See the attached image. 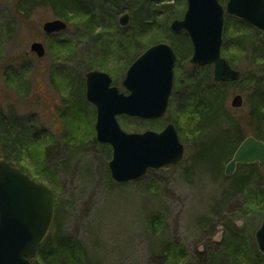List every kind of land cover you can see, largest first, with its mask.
I'll return each instance as SVG.
<instances>
[{
	"label": "rangeland",
	"instance_id": "374dc122",
	"mask_svg": "<svg viewBox=\"0 0 264 264\" xmlns=\"http://www.w3.org/2000/svg\"><path fill=\"white\" fill-rule=\"evenodd\" d=\"M141 1L123 0V10L114 18L108 14L99 19L98 37L83 36L78 21L68 22L63 31L45 34L42 24L54 19V16L44 9L32 11L27 20L15 22L13 32L0 41V108L6 119L13 121L14 128L25 135L27 155L21 161L26 171L50 186L55 193L56 207H60L62 216L58 215L61 218L57 224L53 222L50 231L59 230L60 234L81 243L94 263L195 264L210 252L219 258L226 228L234 223L240 230V243L246 246L252 230L258 228L261 222V211H249L251 202L254 199L257 205H264L249 187L250 191L231 190L232 178L243 173L238 165L227 176L224 169L228 160L222 163L218 173L196 167L189 159L188 149H192L193 137L197 135L192 123L195 116L184 111L189 93L187 77L194 74L190 67L176 63L173 103L164 118L145 120L117 116L121 129L129 133L145 130L159 132L166 123H174L180 141L185 144V159L173 167H162L148 177L121 185H115L109 176L113 183L110 184L105 176L111 147L95 138L94 106L85 99L81 87L78 88L80 101L68 96L67 82L70 78L76 79V82L80 79L84 85V75L88 71L85 66L88 64H95L93 69L108 73L112 85L126 93L120 81L134 60L130 46L141 45V38L146 41L154 37L158 41L174 44L175 52L189 53L186 37L171 32L170 22L165 27L161 16L156 18L153 29H148L143 37H135L132 10ZM225 1L220 0V3L224 5ZM12 2L0 0L1 22H7L11 17ZM167 2L170 6L166 8L178 14L177 18L183 15L185 0ZM125 13L130 17L129 22L121 26L119 18ZM226 20L228 24L223 37L230 40L242 31L249 43L244 50L230 42L229 50L222 52V56L231 59L233 67L239 72L263 69L264 60L254 62L250 53L257 51L254 53H260L264 59L261 31L240 24L235 29L233 16H227ZM33 41L44 45L46 53L42 58L29 51ZM100 42L106 43L105 47L102 48ZM4 63H10L17 77L10 76V73L14 75L10 72L4 80ZM250 89L246 80L230 85L221 91L223 106L232 108V97L236 94L244 97ZM243 107H246L244 102L240 108ZM240 108L232 109L242 112ZM241 129L246 137L254 135L248 127ZM106 145L110 148L109 158L103 151ZM263 182L258 180L256 186L264 188ZM257 228L253 232L254 242ZM162 244L181 247L186 252L185 257L178 258L173 253L166 262V258L159 253L158 247ZM244 249L241 248L238 258L227 256V259L218 260L215 264H237L239 259L247 263L244 254L247 249Z\"/></svg>",
	"mask_w": 264,
	"mask_h": 264
},
{
	"label": "water",
	"instance_id": "95a60500",
	"mask_svg": "<svg viewBox=\"0 0 264 264\" xmlns=\"http://www.w3.org/2000/svg\"><path fill=\"white\" fill-rule=\"evenodd\" d=\"M182 19L170 23L172 32L185 31L192 44L189 62L194 66H212L215 84L234 82L239 71L221 55L225 15L235 16L262 33L264 41V0H185ZM129 15L123 14L119 24L126 26ZM62 19L42 24L45 34L66 29ZM29 51L41 58L45 47L33 41ZM177 56L172 46L157 42L141 52L127 67L120 86L112 85L108 73L96 69L84 75L85 99L96 111L95 138L111 147L107 163L110 178L118 184L141 178L148 169L176 165L185 156L173 123L159 132L145 130L129 133L121 129L117 116L145 120L164 117L168 111L174 86V66ZM232 108H240L243 98L236 94ZM258 163L264 167V141L247 136L238 145L225 165V175H231L237 165ZM55 193L46 184L37 182L19 167L0 157V264H32L39 246L47 238L55 214ZM258 250L264 255V217L254 233Z\"/></svg>",
	"mask_w": 264,
	"mask_h": 264
},
{
	"label": "trees",
	"instance_id": "16d2710c",
	"mask_svg": "<svg viewBox=\"0 0 264 264\" xmlns=\"http://www.w3.org/2000/svg\"><path fill=\"white\" fill-rule=\"evenodd\" d=\"M12 1L11 17L7 22L0 21V41L3 37L13 32L15 22L27 20V18H30L29 15L32 13V11H35L37 9L48 10L52 13L54 18L62 19L66 22V24L68 22L78 21V24H81L82 26L83 36L95 35V37L100 36V31L97 24L100 22L99 19L104 18L108 14H111L114 18L123 10V0ZM168 3L169 2H167V0H143L140 2V5L136 6V8L132 10V17L134 22L133 33L135 32V37H143V33L153 27L157 17H162V23L165 27L168 26V23L172 19L178 17V14L176 15L175 12L170 11L168 10V8H166L170 6V4ZM226 17L223 26L221 55L222 52L229 50L230 46L228 45L230 42L234 47L236 46L244 50L247 48H244V46L248 45L249 43L247 42L248 38H246L242 31L239 34L234 33L235 35L233 34L234 36H232L230 40H226L223 37L224 29L227 28L228 24ZM234 19L235 29L239 24L251 27V25L239 18L234 17ZM176 36L186 37V40L189 44L188 50L190 53L192 47L189 42L188 36L185 35V33ZM260 39V42L264 46L263 39ZM140 41H142L141 45L139 43V46L137 44L130 46V53L133 55L132 60L135 59L138 54H140V52H142L141 49L143 47L150 46L162 40L158 41L153 37L148 40L146 39V41L141 38ZM104 45H106V43H101L102 48L105 47ZM254 52L257 51L250 52L252 55V60L254 62L257 59L264 60L263 56L260 55V53L258 55ZM189 53L181 54L176 51V54L178 56L177 63L182 67H190L191 72H194V74L187 77L189 81V93L187 92L188 100L186 97L185 101L187 100V103L184 106L185 112L188 111L191 113V115L195 116L192 123L194 124V128L197 133V135L193 137L192 149H188L190 150L189 159L192 160V163L196 167H203L211 170L212 172L220 173L222 163L226 160L229 161L231 159L238 145L246 137L241 127H248V129L253 132V137L264 141V68L254 70L251 69L245 73L239 72V78L235 82L215 84L212 81L211 66H192L188 61ZM227 60L233 67L231 59ZM85 67L86 70L93 69L95 68V64H88ZM10 72H12L14 75H11ZM9 73L10 76L17 77V73L13 72L10 67V63L5 65L2 64V76H4V80L9 77ZM14 79L20 80V78ZM79 80L76 82V79L70 78V80L67 82L68 86H66V88H68L67 90H69V97L73 99L77 98L80 101V92L78 88L81 87V92L83 90L84 95V85L83 81ZM245 80L246 83L251 87V91L249 94L244 95V97L242 96L243 102L246 105V107L240 108V110L243 111L241 112L239 110L226 107L225 105L223 106L224 100L222 99L223 96L221 91L228 89L230 85H235ZM172 96L173 94L170 97L168 112L170 111V107L173 103ZM14 127L15 125L13 121L10 119H6L0 108V157L4 158V160L10 165L19 167L22 172L29 175L35 181L40 182L35 176L26 171L27 168L24 167V164L21 161L22 159H25V156L27 155V151H25L27 145L24 142L25 135H23L21 132L19 133ZM106 147L104 146L105 150L103 151L106 152V157L109 158L110 148L107 145ZM238 166L239 169L242 168L243 173L232 178L231 190H234L235 192H243L247 191L249 187V189H252L255 192L253 195L256 196L257 194V196L260 197V202L264 205V188L256 186L258 180L264 181V167L259 166L258 163ZM159 170L149 169L146 171L143 177H148L149 174L156 173ZM105 173V176L108 178L110 175L107 167L105 169ZM38 176L39 175H37V177ZM110 180L112 179L110 178ZM112 182L114 181L112 180ZM112 182L110 181V184ZM114 184L121 185L115 182ZM251 205L252 207L249 208V211H261L260 220H262V218L264 217V206L262 207L257 205V201H255L254 199L252 200ZM61 212L62 211L59 206L55 208V219L53 220L54 224H57L60 220L62 216V214H60ZM59 214L61 215L60 218H58ZM256 228L257 227H255L251 232L252 236L250 238L249 244L245 243V245L249 247L247 248L246 246H244V244L240 243V230L235 227L234 223L230 224L225 230L226 233L224 236V241H221L220 244L223 245V251L219 255V258L221 259H219L217 255L210 252L207 253L208 256L206 258L197 260L195 264H215V262H217L218 260L227 259V256H232L233 259H236L239 257L241 248L247 249H244L247 263L243 262L242 259H239L237 264H260L261 261L264 262V255L260 253L259 250H257L253 239V232ZM168 245L169 244H162L160 247H158L159 253L162 254L164 258H166V262H169L167 260H169V256H171L173 253L177 255L178 258L182 256L185 257L186 252L181 247L173 248L172 245ZM183 259V261H186L185 258ZM32 264L97 263H94L91 260L81 243L70 239L68 236L60 234L59 230H55L54 232L50 231L45 241L39 246L35 256L32 259Z\"/></svg>",
	"mask_w": 264,
	"mask_h": 264
},
{
	"label": "flooded vegetation",
	"instance_id": "af4514ba",
	"mask_svg": "<svg viewBox=\"0 0 264 264\" xmlns=\"http://www.w3.org/2000/svg\"><path fill=\"white\" fill-rule=\"evenodd\" d=\"M185 12V11H184ZM183 15H184V13H183ZM183 15L181 16V17H179V18H174V19H172L171 21H170V23L173 21V20H175V19H177V20H180V19H182V17H183ZM234 17V16H233ZM130 18V17H129ZM129 22V21H128ZM170 23H169V26H170ZM169 29H170V27H169ZM171 31V30H170ZM172 32V31H171ZM175 35H182V33H185V35H187V33L185 32V31H181V32H173ZM188 36V35H187ZM188 39H189V36H188ZM160 42V41H159ZM161 42H163V41H161ZM164 42H166V41H164ZM189 42H190V44H191V41H190V39H189ZM167 43V42H166ZM169 44V43H168ZM171 45V44H170ZM172 46V48H173V50H174V52H175V49H174V47H173V45H171ZM191 47H192V44H191ZM175 54H176V52H175ZM191 54H192V52H191ZM176 56H177V54H176ZM178 57V56H177ZM191 57V56H190ZM178 59V58H177ZM190 59V58H189ZM189 61V60H188ZM176 63H177V60H176ZM176 63H175V65H176ZM190 63V62H189ZM173 91H174V86H173ZM173 91H172V94H173ZM171 94V95H172ZM166 116V115H165ZM164 116V117H165ZM164 117H162V118H164ZM161 119V118H160ZM157 120V119H156ZM168 123H171V122H168ZM168 123H166V124H168Z\"/></svg>",
	"mask_w": 264,
	"mask_h": 264
}]
</instances>
